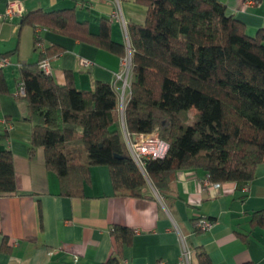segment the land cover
Wrapping results in <instances>:
<instances>
[{
    "label": "trees",
    "instance_id": "1",
    "mask_svg": "<svg viewBox=\"0 0 264 264\" xmlns=\"http://www.w3.org/2000/svg\"><path fill=\"white\" fill-rule=\"evenodd\" d=\"M138 2L148 16L144 25L128 26L134 52L124 122L132 135L159 127L170 146L167 156L147 161L146 178L128 155L117 115L118 85L98 82L93 90H78L70 75L60 85L40 69L43 59L64 50L46 47L44 28L126 55V45L111 37L109 19L93 33L88 22L77 20L75 8L37 9L21 19L34 28L39 53L38 62L21 65L25 96L16 94L25 106L23 119L33 125L30 152L43 148L46 166L67 197H84L91 168L102 165L109 167L117 193L145 197L151 185L168 205L178 196L174 177L182 170H202L211 183L234 182L239 190L248 186L264 163V30L249 35L219 0ZM10 93L0 68V95ZM5 136L0 123V140ZM17 192L13 153L0 149V197ZM249 223L264 230V209ZM111 233L116 252L103 264H120L134 232L114 225ZM196 253L199 264H212L204 249Z\"/></svg>",
    "mask_w": 264,
    "mask_h": 264
},
{
    "label": "crops",
    "instance_id": "2",
    "mask_svg": "<svg viewBox=\"0 0 264 264\" xmlns=\"http://www.w3.org/2000/svg\"><path fill=\"white\" fill-rule=\"evenodd\" d=\"M12 1L22 4L23 14L0 20V61L9 62L3 70L11 92L0 95V123L6 134L0 149L13 153L18 192L0 197V264H103L116 252L114 225L134 232L120 264H183V238L192 251L189 264H199L197 248L207 252L212 264H264V230L252 229L249 223L254 212L264 209V163L257 167L247 192L234 182L208 186L202 170L178 171L174 177L178 196L170 205L151 185L145 197L117 193L105 165L91 168L84 197L60 194L59 179L48 170L43 148L30 152L33 125L23 119L25 106L16 97L21 65L39 60L34 28L21 24L22 16L37 9L75 8L77 20L88 22L93 33L99 32L102 19H109L113 41L126 45L128 26L144 25L148 9L138 0H0V15ZM219 1L244 23L249 35L264 30V0L246 10L244 0ZM117 10L126 29L114 17ZM41 33L46 47L64 49L49 59L58 84H67L69 75L83 91L93 90L98 82L115 84L121 57L46 28ZM117 85L121 88V82ZM117 115L121 119L119 109ZM201 219H212L214 225L197 232Z\"/></svg>",
    "mask_w": 264,
    "mask_h": 264
},
{
    "label": "built area",
    "instance_id": "3",
    "mask_svg": "<svg viewBox=\"0 0 264 264\" xmlns=\"http://www.w3.org/2000/svg\"><path fill=\"white\" fill-rule=\"evenodd\" d=\"M257 3V0H244L242 4V9L246 10L249 7L254 6ZM23 14L22 4L17 1H12L8 3L7 10L4 14L0 15V20L3 21H11L15 17H19ZM114 17L121 20L123 26L126 29V22L120 11H116L114 13ZM41 30L38 29V32ZM126 55L121 58V68L120 72L117 74V79L115 87L117 86V82H121V88L118 89V99H119V113L121 115L123 133L126 142V149L128 155L132 158L135 164L140 169L141 173L147 178V161L163 159L167 156L169 151V144L166 140L161 137V129L159 127L155 128L150 133H140V134H130L125 126L124 122V111L125 105L127 102L128 92L130 89L131 78H132V58H133V47L131 44L130 36L128 31H126ZM42 49H44L43 45H39ZM9 62L7 59H2L0 61V67L3 68L8 65ZM85 66L89 63L84 61ZM40 69L47 75H52L50 61L49 59H43L39 65ZM17 95L25 96V89L23 84L20 82L17 88ZM206 184L208 186L220 187L221 183H211L207 177ZM248 187L245 186L243 191L247 192ZM214 222L209 219H201L197 222V228L201 231H208L212 228ZM183 250V264H189V260L191 258L192 251L186 241L185 238L182 240ZM77 257H75V260Z\"/></svg>",
    "mask_w": 264,
    "mask_h": 264
},
{
    "label": "rangeland",
    "instance_id": "4",
    "mask_svg": "<svg viewBox=\"0 0 264 264\" xmlns=\"http://www.w3.org/2000/svg\"><path fill=\"white\" fill-rule=\"evenodd\" d=\"M195 115H196V110H195V109H192V110L190 111V117H191V120H194ZM121 139H122L121 141H122L123 145H124V143L126 144V142H125V138H124V133H123L122 129H121Z\"/></svg>",
    "mask_w": 264,
    "mask_h": 264
}]
</instances>
